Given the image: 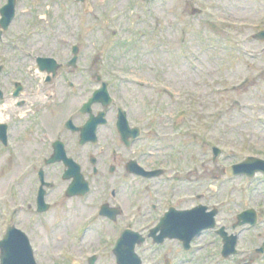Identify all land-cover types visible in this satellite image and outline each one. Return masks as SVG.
Masks as SVG:
<instances>
[{"label": "rangeland", "instance_id": "obj_1", "mask_svg": "<svg viewBox=\"0 0 264 264\" xmlns=\"http://www.w3.org/2000/svg\"><path fill=\"white\" fill-rule=\"evenodd\" d=\"M122 1L127 2L131 10L124 4L128 17L116 22L117 30L121 29L126 40L132 43L123 46L111 39V44L106 45L109 37L113 38L111 27H115L111 22L105 24L104 19L90 21L87 28L103 31L104 45L94 55H105L110 50L115 60L147 61L155 64L160 72H166L168 95L160 92L163 87L154 84L153 90L126 86L132 107L143 111L147 106L151 110L146 113L161 131L169 134L160 141L159 155L166 159L167 165L174 161L172 168L176 170L169 172L172 171L175 181L161 179L164 184L156 191L166 198L176 195V200L182 204L180 207L198 202L210 208L216 205L220 210L218 223L230 232H234L232 224L239 211L255 208L259 221L255 229L244 231L242 243L250 249L261 246L264 241V175L257 174L252 179L228 177L224 167L250 155L264 159V41L253 38L264 29V0ZM25 62L26 67L32 61ZM25 67L21 70L26 71ZM152 77L157 78L154 74ZM67 112L68 109L61 107L55 110L57 116ZM0 113L3 118L11 114L3 106ZM32 139L33 134L26 141ZM151 140L156 141L149 138L145 143ZM16 146L13 140L12 150ZM214 146L223 150L216 161H213ZM85 158L82 152L80 159L85 162ZM7 159V155L0 152V199L19 172ZM113 175V182H121L118 172ZM30 182L31 179L25 180L21 187L23 201L35 200V195L27 188ZM113 182L107 183L105 191L97 182H92L91 194L85 200L66 196L62 199L60 187L50 199L52 207L44 214L27 209L18 212L17 218H22V225L31 232L39 264H88L86 257L92 252L102 255L96 264H116L112 249L115 236L122 228L129 225L142 231L141 227L146 226L143 234H148L156 222L151 203L157 204V201L149 198L144 181L133 177L123 181L122 199L126 206L123 218L113 223L98 215L104 200L113 203L108 194ZM175 183L177 189L171 186L167 190L168 184ZM183 194L191 195L188 203L178 199ZM1 209L2 205L0 235L4 218H9L12 210ZM84 226L83 234L77 237ZM136 251L148 264H165L168 259L181 264H241L245 259L242 256L223 259L221 241L214 230L198 236L191 252H186L176 240L156 246L151 239L137 246ZM261 259L257 264H264V255Z\"/></svg>", "mask_w": 264, "mask_h": 264}, {"label": "flooded vegetation", "instance_id": "obj_2", "mask_svg": "<svg viewBox=\"0 0 264 264\" xmlns=\"http://www.w3.org/2000/svg\"><path fill=\"white\" fill-rule=\"evenodd\" d=\"M124 4L122 0H0V106L11 112L8 119L0 117V124H6L7 143L10 136L16 135L17 140L24 142L30 133L33 134L30 148L24 149L23 155L29 156L31 166L28 177L31 182L27 188L36 193L42 188L46 197L51 196L54 189L49 182L62 175L65 170L62 163H46L53 153V143L57 139L64 143L68 155L78 162L82 161V152L85 156L90 151L96 153L95 176L103 182L105 176L110 174L111 168V174L118 172L120 176H129L126 169L129 159L137 160L147 170L156 169L154 166L160 163L159 158L146 156L141 148L129 149L124 146L116 128L120 113L118 107L110 106L105 109L102 104H95L91 113L80 111L82 104L103 82L108 84L113 98L129 100L128 102L132 103L126 86L133 82L121 77L120 73L132 74L135 77L146 76L150 72L148 67L143 65L144 62L78 60L72 68L68 65L69 60H64L60 61V68L50 81H47L48 74L40 70L36 58L33 66L38 67V74L22 71L19 66L33 51L68 53L72 46L77 44L81 52L83 48L88 49L89 44L95 45V42L100 41V46L103 45V31L80 26H87L89 21L112 19L119 15ZM125 5L130 8L127 2ZM41 11H46L45 16L55 20L54 28H34L38 24L36 20L41 16ZM10 15L11 22L5 27ZM25 51H28V57H25ZM16 89L18 91H15ZM58 99L69 101L72 109L67 115L55 118L53 107ZM124 109L130 127L140 125L142 128L134 146L144 138L145 132L152 130V119L146 113L148 110L139 111L128 107ZM102 111L106 112L107 123L97 127L95 143L80 145V133L64 127V123L71 120L76 128H80L87 123L90 114L97 116ZM113 148L115 152L110 151ZM105 149H108L107 153ZM23 155L21 159H24ZM125 157L129 158L125 160ZM110 158L112 162L109 161ZM86 164L87 160L84 165ZM92 171L94 172V168ZM22 174L20 167L19 180L22 179ZM159 178L150 181L158 183Z\"/></svg>", "mask_w": 264, "mask_h": 264}, {"label": "water", "instance_id": "obj_3", "mask_svg": "<svg viewBox=\"0 0 264 264\" xmlns=\"http://www.w3.org/2000/svg\"><path fill=\"white\" fill-rule=\"evenodd\" d=\"M256 37L264 40V32L259 33ZM97 93L98 95L100 94L99 92ZM90 131L92 132V129H90ZM86 132H88V129ZM127 136L128 135L125 134L124 139L127 138ZM215 152L216 155L220 153L219 150H215ZM60 158L61 156H57V158L55 157L53 160H59ZM257 171L264 172V161L256 158H249L244 163L228 169V173L230 175L248 174L251 177ZM73 175L76 177L69 188L68 193L70 196L77 193H84V184L82 183L81 177L77 174ZM70 176L71 175H68V177ZM42 198L43 195L41 196V200ZM46 209V207H40V211H44ZM205 209L206 208L201 207L191 212H186L183 217L177 219L175 223L167 224L165 222L169 223V219L174 216V213H171V215H169L167 219L153 231V233H156L159 229L163 231L162 235L159 238H156V242L162 243L166 237L178 238L183 240L185 247L188 248V245L194 236L199 235L205 229L214 227V216L216 212L213 211L209 214H205ZM238 219L239 222L235 225V227L245 223L254 225L256 223V213L254 210H248L240 214ZM220 234L224 237L225 241L223 251L224 257L235 253L236 237H226L224 229L220 230ZM4 240L5 243L3 247H0L1 264H36L29 242L22 232L12 228L8 231ZM143 241V238H141L138 234H134L130 231L124 232L114 250L117 257V263L141 264V260L135 254V245L136 243H142ZM92 261H94V259H92Z\"/></svg>", "mask_w": 264, "mask_h": 264}, {"label": "snow or ice", "instance_id": "obj_4", "mask_svg": "<svg viewBox=\"0 0 264 264\" xmlns=\"http://www.w3.org/2000/svg\"><path fill=\"white\" fill-rule=\"evenodd\" d=\"M4 243H5V240L4 239H0V247H3Z\"/></svg>", "mask_w": 264, "mask_h": 264}]
</instances>
